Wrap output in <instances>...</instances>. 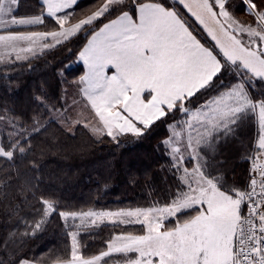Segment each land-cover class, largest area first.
<instances>
[{
    "label": "snow or ice",
    "instance_id": "obj_1",
    "mask_svg": "<svg viewBox=\"0 0 264 264\" xmlns=\"http://www.w3.org/2000/svg\"><path fill=\"white\" fill-rule=\"evenodd\" d=\"M39 4L37 14L17 18L18 0H0V65L37 59L83 35L78 59L86 70L71 82L80 97L71 107L82 104L95 121L85 127L116 143L163 125L168 136L159 147L168 163L161 170L173 183L148 207L70 210L59 200L37 198L36 178L26 179L22 187L39 207L31 206L32 220L19 216V205L12 210L16 227L3 250L17 237L43 233L59 217L70 254L52 264H264V0H99L80 13L79 0ZM240 7L252 22L239 19ZM36 99L53 122H83L80 114L68 116L66 97L60 108ZM2 111L0 121L10 130L0 134V188H11L21 178L17 156L32 150L33 136L47 125L40 112L29 123ZM253 123L255 141L246 144L241 133ZM237 141L250 162L242 185L229 180L227 160L218 159ZM102 225L140 231L115 232L87 255L81 235ZM11 264L41 261L14 258Z\"/></svg>",
    "mask_w": 264,
    "mask_h": 264
},
{
    "label": "trees",
    "instance_id": "obj_2",
    "mask_svg": "<svg viewBox=\"0 0 264 264\" xmlns=\"http://www.w3.org/2000/svg\"><path fill=\"white\" fill-rule=\"evenodd\" d=\"M97 3L99 0H79L76 12ZM234 3L239 4L240 0ZM39 8V0H19L15 15H35ZM85 41L81 35L66 46L44 52L37 59L14 66L0 65V115L7 109L30 123V118L40 112L47 125L46 131L33 136L32 150L16 158L15 169L19 170L21 178L11 188H0V260L5 264H11L14 258L52 264L58 257L67 259L70 254L69 241L63 235L59 217H53V223L43 233L23 240L17 237L7 251L3 250V241L16 227L12 210L19 205V216L32 220L31 206L39 207L32 193L22 187L26 179L36 178L33 183L38 185L37 198L44 195L59 200L70 210L134 207L141 202L152 204L163 200L166 188L172 184L171 176L161 170L168 161L159 147L168 135L163 125L149 136L136 139L129 135L116 143L107 137L98 139L81 124L70 130L58 120L53 122L36 99L43 97L48 104L61 106L62 80H74L82 74L76 57ZM0 123H3L1 134L10 130L3 121ZM253 128L254 124L252 127L246 125L242 130L241 139L246 144L254 141ZM221 152L218 159L227 160L224 166L228 169L229 180L234 178L237 184H244L248 177V162L242 159L245 149L239 142H229ZM33 165L38 170H33ZM3 178L0 172V180ZM138 228L114 229L111 225H102L94 234H82L81 243L86 246V254L92 255L101 250L103 242L115 232H137ZM19 231L25 229L21 226Z\"/></svg>",
    "mask_w": 264,
    "mask_h": 264
},
{
    "label": "rangeland",
    "instance_id": "obj_3",
    "mask_svg": "<svg viewBox=\"0 0 264 264\" xmlns=\"http://www.w3.org/2000/svg\"><path fill=\"white\" fill-rule=\"evenodd\" d=\"M19 1V0H18ZM169 3L172 2V0H168ZM237 1V0H236ZM17 5L14 6V8L16 9ZM238 10V13L236 14L239 19L241 21H247V22H252V17L249 16L243 9V7H240V8H237ZM24 17H28V16H17V18H24ZM32 30H45V29H35L33 28ZM86 42V41H85ZM83 47V46H82ZM81 47V49H82ZM80 49V50H81ZM79 54V52H78ZM78 54H77V57H76V62L79 63L81 66H82V74L84 73V71L86 70L85 69V66L83 65V62L80 61L78 59ZM111 71H114V69H110L109 70V74H111ZM81 74V75H82ZM78 79V78H77ZM76 80V79H74ZM74 80H68L66 78H64L62 80L63 82V95H62V104L64 103V98L66 97L67 98V105L66 107H71L72 106V101L73 99H76V100H79L80 97L77 95V92H78V89H76L75 87L72 86L71 82L74 81ZM61 104V105H62ZM61 107V106H60ZM58 107V108H60ZM78 114H80V118L82 119V123L81 125L85 126V124H94L95 121L91 119V117L89 116V113L88 111L83 107V105H78V106H75V107H71V110L68 112V116L71 117L72 120H76L77 117H78ZM84 117H88V119H84ZM58 120L64 127H66L67 129H74L75 126H77L76 124H72V123H65L64 121L60 120V119H56ZM3 124V123H2ZM2 124L0 123V134H1V129H2ZM254 124V123H253ZM253 124H251L250 126L252 127ZM255 126V124H254ZM88 130H90L89 127H86ZM256 128V126H255ZM256 131L257 129L255 130V134L253 136V140L255 141V136H256ZM168 136V135H167ZM167 136H165L164 138H166ZM253 141V143H254ZM239 142V141H237ZM33 147V145H32ZM244 155H246V152H243ZM167 158V157H166ZM166 164L168 163V161H165ZM172 178V177H171ZM172 183H173V179H172ZM242 183V182H241ZM158 196V195H157ZM162 201V200H161ZM151 204H146V203H143L141 202V204L139 203L138 206H134V207H121V208H102V209H98V208H93V209H96V210H109V211H116V210H119V209H122V208H135V207H148L150 206ZM140 231V228H138V231ZM115 259L117 260H122L123 257H116Z\"/></svg>",
    "mask_w": 264,
    "mask_h": 264
},
{
    "label": "crops",
    "instance_id": "obj_4",
    "mask_svg": "<svg viewBox=\"0 0 264 264\" xmlns=\"http://www.w3.org/2000/svg\"><path fill=\"white\" fill-rule=\"evenodd\" d=\"M253 130H254V133H253V136H254V134H255V130H256L255 126H254ZM253 144H254V143H253Z\"/></svg>",
    "mask_w": 264,
    "mask_h": 264
},
{
    "label": "built area",
    "instance_id": "obj_5",
    "mask_svg": "<svg viewBox=\"0 0 264 264\" xmlns=\"http://www.w3.org/2000/svg\"><path fill=\"white\" fill-rule=\"evenodd\" d=\"M249 167H250V162H248V169H249ZM248 175H249V172H248Z\"/></svg>",
    "mask_w": 264,
    "mask_h": 264
}]
</instances>
